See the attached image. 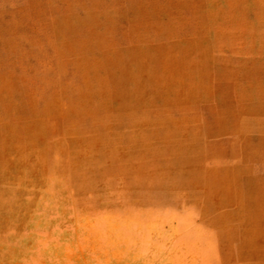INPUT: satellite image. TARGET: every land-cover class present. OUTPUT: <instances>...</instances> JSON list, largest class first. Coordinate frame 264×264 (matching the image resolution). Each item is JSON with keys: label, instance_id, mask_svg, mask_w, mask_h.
I'll use <instances>...</instances> for the list:
<instances>
[{"label": "rangeland", "instance_id": "rangeland-1", "mask_svg": "<svg viewBox=\"0 0 264 264\" xmlns=\"http://www.w3.org/2000/svg\"><path fill=\"white\" fill-rule=\"evenodd\" d=\"M0 264H264V0H0Z\"/></svg>", "mask_w": 264, "mask_h": 264}]
</instances>
